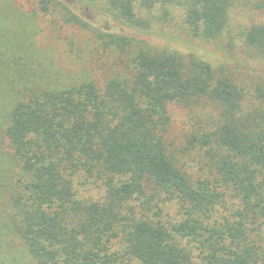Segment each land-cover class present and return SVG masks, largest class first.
I'll return each instance as SVG.
<instances>
[{
    "label": "trees",
    "instance_id": "trees-1",
    "mask_svg": "<svg viewBox=\"0 0 264 264\" xmlns=\"http://www.w3.org/2000/svg\"><path fill=\"white\" fill-rule=\"evenodd\" d=\"M75 2L37 0L54 32L82 35L70 72L35 53L4 131L17 176L2 193L35 263L264 264V78L248 64L264 63V0ZM79 4L186 42L234 25L226 48L244 56L158 46Z\"/></svg>",
    "mask_w": 264,
    "mask_h": 264
},
{
    "label": "rangeland",
    "instance_id": "rangeland-1",
    "mask_svg": "<svg viewBox=\"0 0 264 264\" xmlns=\"http://www.w3.org/2000/svg\"><path fill=\"white\" fill-rule=\"evenodd\" d=\"M71 1L75 2V0ZM78 6L84 15L98 21L107 29L144 38L158 46L194 52L213 63L226 60L233 64L244 56L242 49L238 46L232 49L230 46L229 49L226 48L229 44H226L225 40L231 39L233 35L236 36L234 25L230 27V34L226 33L222 37L223 40L186 42L172 36H162L159 31L143 33L102 15L98 9L97 11L83 4ZM237 9L235 18L238 21H246L242 7ZM36 11H38L37 0H0V264H36L26 243L12 230L9 215L12 208L7 201L5 202L7 193H2L8 180L11 181L14 176H17V169H10L12 152L4 136L9 114L20 98V92L25 91L27 88L25 86L33 84L31 80H33L34 72L36 74L35 53L39 54L43 60L41 70L55 67L56 57L59 68L70 72L75 61L71 56H75V52L69 51L68 40L70 37L80 38L82 35L74 30H61L59 26H56L59 30L54 32L55 29L50 27L51 22L48 18H43L40 14L36 16ZM178 31L183 34L180 30ZM219 44L225 45L224 48H220ZM248 64L254 69L255 75L259 73L264 78V63L249 61ZM18 72L23 73L22 79L13 77L12 74L15 75ZM18 88L20 89L16 92Z\"/></svg>",
    "mask_w": 264,
    "mask_h": 264
}]
</instances>
